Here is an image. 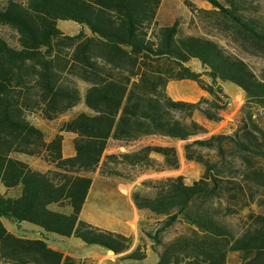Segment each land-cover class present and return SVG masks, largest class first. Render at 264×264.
<instances>
[{"label":"trees","instance_id":"16d2710c","mask_svg":"<svg viewBox=\"0 0 264 264\" xmlns=\"http://www.w3.org/2000/svg\"><path fill=\"white\" fill-rule=\"evenodd\" d=\"M188 3L205 28L225 33L264 58V20L247 14L241 0ZM162 0H28L0 3V25L18 34V46L0 37V264H88L53 249L48 235L75 238L123 260L143 261L142 244L81 218L94 185L92 173L179 170L184 158L203 167L187 184L181 175L145 180L152 189L132 193L137 211L157 227L145 231L155 264H264V67L255 70L211 35L185 34L180 23L160 25ZM59 21L86 27L75 35ZM198 61L204 72L191 66ZM209 77L210 82L204 80ZM189 80L209 94L197 102L174 100L172 81ZM87 85L82 93L79 83ZM220 83L244 93L242 116L227 112ZM84 104L48 140L29 119L54 121ZM230 121L231 134H212L195 120ZM64 133L75 135V154L64 157ZM40 158L41 171L16 155ZM159 156V158L155 157ZM135 176L132 177V179ZM237 216L234 227L228 217ZM27 222L42 237L18 236L2 219ZM186 231L166 240L176 224Z\"/></svg>","mask_w":264,"mask_h":264},{"label":"rangeland","instance_id":"374dc122","mask_svg":"<svg viewBox=\"0 0 264 264\" xmlns=\"http://www.w3.org/2000/svg\"><path fill=\"white\" fill-rule=\"evenodd\" d=\"M4 1L5 0H0V3ZM16 1L27 3L28 0ZM220 1L225 3L227 0ZM241 1L248 7V15L264 20V0ZM188 3L195 4L198 8H213L212 5L205 0H162V5L158 12V22L160 25H172L178 21L180 23L181 30L185 34L211 35L214 38L220 39L222 43L226 45L228 50L243 57L255 70H259L264 67V58L247 53L243 47H240L235 42L229 41V38L225 33L218 34L207 30L204 23H202V21L196 16L197 13H193L191 11ZM58 28L69 35H75L81 30L90 34V31L86 27H83L73 21H59ZM0 37L6 39L14 47L19 45L17 32L8 26L0 25ZM195 68H199V65H195ZM204 79L209 80V77L205 76ZM79 86L82 93H84L87 85L80 82ZM189 89L191 90V88ZM229 93L234 99L229 97L227 106L228 111L230 113L240 112L241 107L239 103L241 99H237L240 96L239 91L237 89H235L234 92L229 90ZM83 111H86L85 105L80 104L61 118L54 121L44 120L38 113L29 115V119L33 124L45 132L48 140H51L59 133V127L63 121H66L75 114ZM71 136L73 135L64 133L65 141L63 147L66 150L72 146L73 139H71ZM176 144L179 149L181 143L176 142ZM16 156L22 155L18 154ZM23 157L28 158L30 164L38 170L46 171L51 168L49 164L40 158L28 157L26 155H23ZM202 174L203 167L199 164L191 162L181 163L180 169L175 171H148L142 174L137 172L125 173V177L123 178L102 176L99 171L92 173L91 176L94 179V185L91 190L89 200L87 201L84 217L89 220V222H93L100 227L121 232L130 236L133 239L134 244H142V247L147 251L148 256L143 261L123 260L112 252L107 254L105 249L101 250L97 248L80 250L79 255L83 256L84 260L87 261L88 264H155L157 255L152 250L153 243L144 232L155 229L158 223L150 213H140L137 211L132 202V193L134 191H142L143 193L151 194L152 189L143 185L145 180L181 175L185 178L187 184H192L194 181L198 180ZM133 176L135 177L132 179ZM4 220L6 225L16 233L29 238L42 237V234L35 230L37 227L30 223H16L6 218H4ZM227 220L236 228H238L241 224V221L237 216L228 217ZM185 231L186 227L178 223L166 231L165 238L166 240H170ZM229 264H239L238 256L236 254L230 255Z\"/></svg>","mask_w":264,"mask_h":264},{"label":"crops","instance_id":"0c3cea01","mask_svg":"<svg viewBox=\"0 0 264 264\" xmlns=\"http://www.w3.org/2000/svg\"><path fill=\"white\" fill-rule=\"evenodd\" d=\"M195 65H199V68H195ZM190 66L197 72H202V73L204 72L200 63L196 60L192 61L190 63ZM205 76L206 75H203V78ZM206 81L210 82V79L206 80ZM229 84L230 83H220V85L222 86V88L224 89V91L226 92V94L230 98H233V97H232V95H230L229 90L234 92L235 89H237L239 91L240 96L237 99H241V101L239 103V105L241 107L242 103L244 102V93L239 88H237L236 86L234 87V86H231L232 84L231 85H229ZM189 88H191V90ZM167 89H168V94L174 100H179V101L197 102L200 99H202L203 97H209V94L206 91L202 90L196 82L189 81V80L172 81L169 83ZM227 112L229 115H231L234 118H238V117L242 116V111L230 113L227 109ZM195 120L198 121L199 123L203 124L212 134H231L236 129V125L230 121H222L219 123H215V122L208 121L207 119H205L204 117H202L199 114H197L195 116ZM68 134L70 135V133H68ZM71 135H73V134H71ZM74 137H75V135L71 136V139H74ZM178 143H181V146L178 149L179 154H180L181 163H183V162L188 163V161H186V159L184 158L183 147H184L185 142L184 141H178ZM63 154H64V157H71L75 154V151H74L72 146L70 148H68V150L64 149V147H63ZM16 157L30 164L29 159L23 157V155L22 156H16ZM155 157L160 159L159 156H155ZM0 190H1V192L6 191L4 188H1ZM88 200H89V197H88ZM86 205H87V203L84 206V209H83L82 214H81V218L83 220L89 222V220H87L84 217ZM2 221H3L4 225L6 226V228L8 229V231H10L11 233H13L15 235L23 236L19 233H16L9 226H7L4 218L2 219ZM90 223L94 224L93 222H90ZM24 229H27V228H24ZM35 230L40 232L38 228ZM47 242L49 243V245L53 249L59 250V251L63 252L65 255H69V256H72V257L80 259V260H84L83 256L79 255L80 250H83V249L86 250V249H92V248H97V249H101V250L103 249V248L98 247V246H88L85 243H83L82 241L75 239V238H62V237L55 236V235H48L47 236ZM136 245L137 244H134V247ZM110 253L111 252L107 251V254H110Z\"/></svg>","mask_w":264,"mask_h":264}]
</instances>
